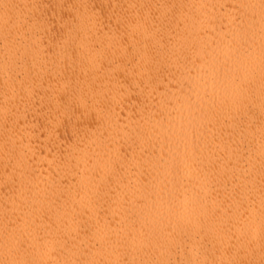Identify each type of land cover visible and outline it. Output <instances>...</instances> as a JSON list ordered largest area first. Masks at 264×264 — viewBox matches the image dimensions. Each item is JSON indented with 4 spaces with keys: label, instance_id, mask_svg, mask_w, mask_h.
<instances>
[{
    "label": "bare ground",
    "instance_id": "6f19581e",
    "mask_svg": "<svg viewBox=\"0 0 264 264\" xmlns=\"http://www.w3.org/2000/svg\"><path fill=\"white\" fill-rule=\"evenodd\" d=\"M0 264H264V0H0Z\"/></svg>",
    "mask_w": 264,
    "mask_h": 264
}]
</instances>
